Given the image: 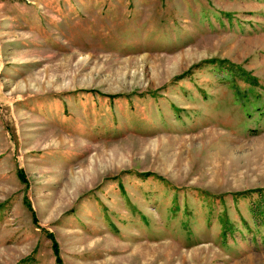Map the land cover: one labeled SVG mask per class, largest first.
Masks as SVG:
<instances>
[{
  "label": "rangeland",
  "instance_id": "rangeland-1",
  "mask_svg": "<svg viewBox=\"0 0 264 264\" xmlns=\"http://www.w3.org/2000/svg\"><path fill=\"white\" fill-rule=\"evenodd\" d=\"M0 264H264V0H0Z\"/></svg>",
  "mask_w": 264,
  "mask_h": 264
}]
</instances>
